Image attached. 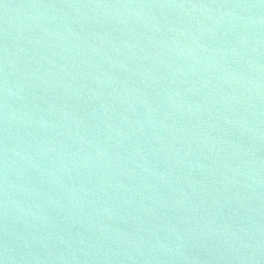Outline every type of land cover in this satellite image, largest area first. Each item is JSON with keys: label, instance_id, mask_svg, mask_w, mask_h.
<instances>
[{"label": "water", "instance_id": "1", "mask_svg": "<svg viewBox=\"0 0 264 264\" xmlns=\"http://www.w3.org/2000/svg\"><path fill=\"white\" fill-rule=\"evenodd\" d=\"M0 264H264V0H0Z\"/></svg>", "mask_w": 264, "mask_h": 264}]
</instances>
